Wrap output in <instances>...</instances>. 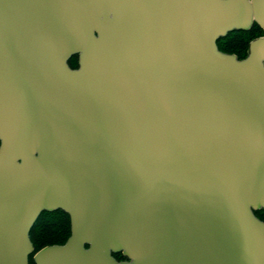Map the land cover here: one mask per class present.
Returning a JSON list of instances; mask_svg holds the SVG:
<instances>
[{
  "label": "water",
  "instance_id": "water-1",
  "mask_svg": "<svg viewBox=\"0 0 264 264\" xmlns=\"http://www.w3.org/2000/svg\"><path fill=\"white\" fill-rule=\"evenodd\" d=\"M261 210L264 0H0V264H264Z\"/></svg>",
  "mask_w": 264,
  "mask_h": 264
},
{
  "label": "trees",
  "instance_id": "trees-1",
  "mask_svg": "<svg viewBox=\"0 0 264 264\" xmlns=\"http://www.w3.org/2000/svg\"><path fill=\"white\" fill-rule=\"evenodd\" d=\"M261 35L262 30L257 25H253L248 31L229 33L217 42V47L223 53L234 54L238 59H243L246 56L249 42ZM76 65L77 56H74L70 60V66L75 67ZM254 214L264 222V210L256 211ZM69 236V217L62 211L42 213L29 235L35 252L45 246L62 245Z\"/></svg>",
  "mask_w": 264,
  "mask_h": 264
},
{
  "label": "flooded vegetation",
  "instance_id": "flooded-vegetation-1",
  "mask_svg": "<svg viewBox=\"0 0 264 264\" xmlns=\"http://www.w3.org/2000/svg\"><path fill=\"white\" fill-rule=\"evenodd\" d=\"M72 68H76L75 67H72ZM113 258L118 261V262H128V258H126L125 256L121 255V254H116L115 256L113 255ZM29 264H33V261H32V258H30L29 260Z\"/></svg>",
  "mask_w": 264,
  "mask_h": 264
}]
</instances>
